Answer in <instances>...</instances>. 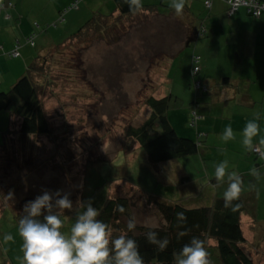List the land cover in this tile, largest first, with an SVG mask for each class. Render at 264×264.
I'll use <instances>...</instances> for the list:
<instances>
[{"label":"rangeland","instance_id":"rangeland-1","mask_svg":"<svg viewBox=\"0 0 264 264\" xmlns=\"http://www.w3.org/2000/svg\"><path fill=\"white\" fill-rule=\"evenodd\" d=\"M155 3L160 4L161 0ZM169 3L170 0H163V4ZM102 8L106 14L111 10L108 4ZM97 9L96 6H81V17L73 19L67 29L58 31L62 30L64 20L75 15L76 9L73 8L56 26L51 22L47 30L37 32L36 46L31 47L35 53L28 64L39 54L45 41L44 37L37 38L39 34L52 38L53 31H58L60 38L68 36L88 19L97 17L100 13ZM132 16H125L109 31L107 28L99 34L90 31L84 41L73 40L58 47L55 60L47 71L52 84H48L42 96L52 134L30 136L25 142H21L17 134H12L7 137L5 147L0 148V264H23L19 220L15 214L23 215L24 205L44 191L60 190L62 194L68 193L73 201V209L65 210L63 231L66 233L76 211L82 210L78 208L79 203L90 201L93 207L100 208L108 197L127 193L130 187L168 200L181 199L183 203H187V199L181 193H190L198 186L202 197H206L209 191L223 195L225 183H210L204 172L210 167L200 165L199 154L175 158L156 166L146 160L137 143L124 138L128 123L140 125L148 116L149 108L144 102L147 95L157 96L171 87L175 91L185 88L187 92L191 90L184 98L187 106L191 92L195 93L193 85L188 86L192 47L180 49L175 24L170 22L168 33H162L165 29L160 26L164 23L158 19ZM93 20L98 21L97 18ZM158 27L160 31H156ZM160 47L169 54H158L157 62L146 66L149 55L155 54ZM26 65L17 76L13 75L16 73L13 70L6 77L0 74L5 78V81L0 78L2 91H8L25 73ZM34 76L38 82L43 80L40 73ZM184 106L170 107L169 118L178 121ZM11 120L12 129H16L17 118ZM9 123V112H0V145ZM174 164L185 168L187 174L182 175H188L190 185L183 186L174 181L177 170H167L166 174L172 176L161 177L165 175L164 168ZM10 192L13 194L11 199L8 198ZM134 215L148 225L155 223L150 209L147 213L135 211ZM256 218L264 220V207ZM6 234H11L14 240L4 241ZM245 238L250 241L247 236ZM252 256L258 264H264V245L261 244ZM210 264H217L214 257H211Z\"/></svg>","mask_w":264,"mask_h":264},{"label":"crops","instance_id":"crops-1","mask_svg":"<svg viewBox=\"0 0 264 264\" xmlns=\"http://www.w3.org/2000/svg\"><path fill=\"white\" fill-rule=\"evenodd\" d=\"M10 1L12 6L0 13V74L5 77L11 74L12 70L16 72L13 75L17 76L35 53L31 47H35L36 44L33 46L27 44L26 36L35 33L36 37V33L45 31L42 30L44 27L48 29L51 22L63 21L65 14L60 20V11L75 0ZM203 1L186 0L183 14L177 16L167 4H163V0L160 4L155 3L156 0H142L143 5L150 7L143 6L142 11L127 17L133 15L132 17L144 16V18L158 19L159 22L164 23L160 26L165 29L162 33H168L169 23H174L175 28L179 31L178 46L180 49L192 47L190 55L196 53L200 56V71L194 77L189 73L188 86H191L192 78L198 79L207 87L206 93L197 96L191 92L190 102L187 106L184 98L186 94L189 96L191 90L187 92L183 88L184 90L175 91L171 87L167 88L165 92L162 90V93L157 96L172 93L182 100L179 106L185 104V108H182L184 109L183 115L178 121L170 119L169 114L168 118L179 134L199 141L198 151L192 155L199 154L202 160L200 165H209L210 170L204 172L206 176H209L210 183L219 184L215 180L214 171L215 165L223 160L229 162L230 170L234 169L240 174L243 182L240 197L244 199L247 207V210L241 215V225L245 237L247 236L250 240L247 241L245 248L249 250L250 247V251H252L249 252L253 255L258 251V248L256 249L253 245L254 240L257 239L258 247L261 244L264 245V220L256 218L264 207V155L261 154L264 152V144L260 143L264 140V14L254 17L249 15L243 7L228 14L224 0H210L209 7H206ZM104 4L111 7L107 14L103 12ZM84 5L96 6L97 10L100 9L99 14L111 15L119 21L125 18L114 7L113 0H78L75 15L73 18L70 16L64 20L62 30L60 28L58 31L67 29L72 25L73 19L81 17L80 7ZM200 27L203 35L194 37L190 39L191 41L188 40L192 30H198ZM160 28L158 27L156 31H160ZM58 31H53L52 38L46 34L37 36V38H45L38 55L45 53L72 34L60 38ZM16 41L19 42L18 55L10 58L7 54L13 50ZM187 41L188 43H186ZM154 53L147 56L150 60L146 63L147 65L145 64L146 66L150 67L156 63L158 54H169L163 47ZM0 78L5 81L4 77ZM2 80H0V90ZM190 110L196 111L199 116L197 124L193 128L187 125ZM254 118H258L257 122L260 126L259 135L253 138V143L260 147V151L256 155L252 151H247L242 144V130L246 123ZM229 124L233 129L235 139L224 142L221 136ZM167 170L173 172L177 170V174H174V181L177 180L181 185L192 183L188 175H182L187 173L185 168H180L178 164L164 168L162 172L165 175L161 177H168ZM180 175L182 176L180 177ZM245 175H248L247 178H251L247 180ZM225 187H227L226 182ZM181 195L185 196L187 203H183L181 199L174 201L187 207L208 205L215 197H219L216 191H209L206 197H202L199 186L190 193H181ZM260 242L263 243L259 244Z\"/></svg>","mask_w":264,"mask_h":264},{"label":"trees","instance_id":"trees-1","mask_svg":"<svg viewBox=\"0 0 264 264\" xmlns=\"http://www.w3.org/2000/svg\"><path fill=\"white\" fill-rule=\"evenodd\" d=\"M113 4L121 16H128L136 12L129 9L126 0H113ZM143 6L150 7L149 5ZM96 18L98 21L93 20ZM119 22L116 17L113 18L111 15L104 16L98 13L97 17L93 16L88 19L66 40L56 44L45 53L34 57L26 66L25 73L10 86L8 91L0 90V112L8 111L10 115V126L3 133V143L0 148L5 147L7 137L12 134H17L21 142H25L30 136H50L52 134L53 128L42 102V96L45 95L48 84H52V79L47 75V71H49L50 63L55 60L56 53L59 51L57 50L58 47L73 40L84 41L90 31L95 32V34L103 32L106 28L109 31ZM46 29L47 27L42 28V30ZM201 35H203V31L200 27L198 30H192L189 39H187L190 40ZM193 56L199 55L193 53L190 58V74L192 77L200 71L201 63L200 59L198 63L199 70L194 72ZM9 57L13 58L12 56ZM35 73L43 75L41 82L36 80ZM196 81L198 79L192 78L191 85L193 87ZM200 82L202 83V81ZM194 89L197 96L207 92V87L205 90L195 87ZM181 101L172 93L164 96L149 94L144 101L149 108L148 116L140 125L134 126L132 123H128L124 128V138L129 142L137 143L146 160L152 165L192 155L198 151L199 141L180 135L169 121L168 111L170 107L180 105ZM192 111L194 110H190L187 120V125L191 128L195 127L198 120L194 124L190 123ZM12 117L17 118L18 126L16 129H12ZM252 152L257 154V152ZM128 192L108 197L100 207L101 215L98 219L108 223L113 228V235L115 236L126 230V224L130 217H135L137 227L128 235L137 240L145 264H174V253L188 243L192 237H198L204 241L209 252V260L214 257L217 264H258L252 254L245 248L247 240L241 225V215L247 210V207L242 197L233 201L234 205H239L233 211L231 208H224L222 196L215 197L208 205L187 207L179 202L144 192L135 187H130ZM121 205L125 209L123 213L117 211V207ZM147 209L153 211L152 217L154 220L152 221L155 222L153 225L158 226L156 229L158 236L160 238L166 237L169 240V245L163 252L158 251L155 245L146 241V233L150 230L151 225L146 224L143 220H137L138 215H134L135 211L147 213ZM178 212H184L187 217L182 224L177 220L176 213ZM21 216L20 213L15 214L18 220ZM180 231H185L186 235L178 238L177 234ZM253 242L254 247L257 249V239Z\"/></svg>","mask_w":264,"mask_h":264},{"label":"clouds","instance_id":"clouds-1","mask_svg":"<svg viewBox=\"0 0 264 264\" xmlns=\"http://www.w3.org/2000/svg\"><path fill=\"white\" fill-rule=\"evenodd\" d=\"M129 9L136 12L143 10L142 0H126ZM246 7L248 0H239ZM186 6V0H170L168 7L179 16ZM254 118L246 123L242 130V144L247 151H260V147L253 143V138L260 133V126ZM224 142L234 140L235 135L231 125H227L221 136ZM264 144V140L260 142ZM264 155V152L261 153ZM215 180L218 183H227L222 199L224 208L235 211L239 205L233 201L238 200L242 192V179L236 170L229 169L227 160L215 165ZM12 193L8 198H12ZM76 211L74 221L69 231L65 227V210L73 209V201L68 193L44 191L33 200L24 205L23 215L18 221V235L22 240L23 264H145L140 254L137 240L128 235L137 227L135 217H130L126 230L119 235H113V228L105 221L98 219L101 210L93 207L92 203L81 202ZM117 211L123 213L124 207L118 206ZM179 223L187 219L184 212L176 213ZM147 226V225H146ZM157 225H151L146 233V241L155 245L157 250L163 252L169 245V240L160 238L156 231ZM185 231L177 236L183 237ZM4 241H13L11 234L3 237ZM174 264H210L209 252L204 241L192 237L173 255Z\"/></svg>","mask_w":264,"mask_h":264},{"label":"built area","instance_id":"built-area-1","mask_svg":"<svg viewBox=\"0 0 264 264\" xmlns=\"http://www.w3.org/2000/svg\"><path fill=\"white\" fill-rule=\"evenodd\" d=\"M77 2L78 0L73 1L67 8H64L63 11L59 15V19L62 20L63 15L71 8H76L77 7ZM224 2L227 5V12L228 14L233 13L236 11L238 8L243 7L247 11V13H250L253 16H259L262 13H264V0H248L249 6H245L243 3H240L239 0H224ZM204 5L206 7L210 6V0H204ZM12 6V2L10 0H0V13L4 10H7L9 7ZM56 23H53V26H55ZM39 27L38 25H36ZM34 37L35 33H31L26 36L25 40L26 42L33 46L34 45ZM1 48V46H0ZM18 48H19V43L18 41L15 43V46L13 50L8 53V56L16 57L18 55ZM199 56H193L192 57V62L195 64L193 71L196 72L199 70ZM195 88H202L203 90L206 89V86L203 85L200 81H196L194 83ZM198 114L195 111L191 112V117H190V123L194 124V122L198 119ZM257 152V151H254ZM258 153V152H257Z\"/></svg>","mask_w":264,"mask_h":264}]
</instances>
